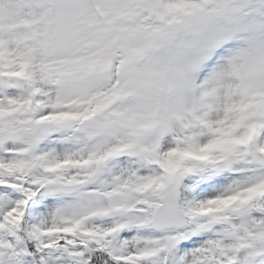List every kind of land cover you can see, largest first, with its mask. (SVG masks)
Segmentation results:
<instances>
[{
	"label": "snow or ice",
	"instance_id": "obj_1",
	"mask_svg": "<svg viewBox=\"0 0 264 264\" xmlns=\"http://www.w3.org/2000/svg\"><path fill=\"white\" fill-rule=\"evenodd\" d=\"M0 264H264V0H0Z\"/></svg>",
	"mask_w": 264,
	"mask_h": 264
}]
</instances>
